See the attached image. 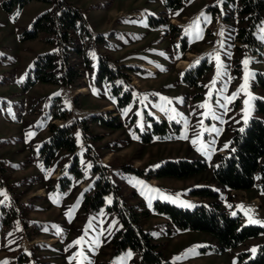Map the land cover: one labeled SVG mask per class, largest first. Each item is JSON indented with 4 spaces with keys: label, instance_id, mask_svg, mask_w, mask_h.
Returning <instances> with one entry per match:
<instances>
[{
    "label": "rangeland",
    "instance_id": "rangeland-1",
    "mask_svg": "<svg viewBox=\"0 0 264 264\" xmlns=\"http://www.w3.org/2000/svg\"><path fill=\"white\" fill-rule=\"evenodd\" d=\"M7 1L0 0V159L7 167L0 176V264H142L130 248L114 251L113 237L121 224L107 208L113 194L98 211L85 202L97 178L94 164L107 171L121 201L143 202L151 210L142 227L162 245L166 261L244 264L255 257L264 233L222 251L211 233L172 227L154 203L194 209L219 202L228 214L240 216L241 226L264 228L259 176L250 189H232L213 173L220 156L230 153L236 132L256 116V101L264 100L258 80L264 76V12L254 32L259 44L249 45L238 38L247 21L225 7V0H189L173 10L165 0H68L88 19L92 37L86 49L93 69L69 87L43 82L26 87L34 61L53 52L56 44L47 40V32L34 39L25 33L52 5L35 0L8 7ZM184 41L187 51L181 48ZM102 56L117 77L98 85L95 74ZM204 62L210 68L201 77L191 84L183 80L187 70ZM113 85L120 87V97L132 92L123 108ZM93 115L115 117L122 125L93 122ZM162 121L168 123L166 135L143 141L152 123ZM53 124L72 126L77 148L61 150L46 166L39 149ZM76 157L80 178L71 171ZM181 159L208 166L183 177L148 174ZM63 179L71 181L67 191L61 189ZM201 188H211L219 197L191 194ZM244 253L250 256L241 258Z\"/></svg>",
    "mask_w": 264,
    "mask_h": 264
},
{
    "label": "trees",
    "instance_id": "trees-1",
    "mask_svg": "<svg viewBox=\"0 0 264 264\" xmlns=\"http://www.w3.org/2000/svg\"><path fill=\"white\" fill-rule=\"evenodd\" d=\"M35 0H8L5 4H19L24 7ZM49 3L51 9L41 14L32 24V29L27 31L26 38H37L39 33L47 32L49 42L56 44V49L43 55H39L34 61L33 67L27 76L26 87L39 82L55 85L71 86L83 80L87 70L93 69L92 60L89 58L86 45L92 34L89 29L88 19L85 13L68 0H38ZM189 0H165L169 10L185 6ZM225 7L236 9L241 20L247 21L248 27L242 26L238 34L240 42H248L249 45L259 44L254 35L255 29L262 21L264 12V0H225ZM167 25L169 20L163 19ZM175 29V26H171ZM101 36L97 38L99 40ZM181 44V48L187 51V43ZM107 57L102 56L96 69V82H114L117 77L114 69L109 67ZM210 68L205 62L201 67L187 70L183 80L193 83ZM258 80L264 85V76L259 75ZM112 93L118 98L117 105L123 108L129 104L132 92L124 91L120 97V87L113 85ZM256 116L251 118L248 126L243 131H237L232 139L230 153L220 156L213 168L215 179L223 186L232 189H250L259 176V186L264 192V100L258 99L255 103ZM91 120L111 128H119L122 125L115 117L104 118L101 115L91 116ZM152 120V118H149ZM176 129L177 126H175ZM73 127H60L54 124L50 127V137L43 142L39 153L46 166L52 164L61 150L75 152L77 148ZM87 126H83L86 129ZM168 130L166 121L153 122L151 130L145 133L143 141L150 142L154 136L163 137ZM1 148V146H0ZM71 171L74 177L82 176L78 168L79 159ZM76 165V166H75ZM207 163L200 160H171L161 165L157 170L148 174L155 177L177 176L183 177L195 174L207 168ZM93 171L97 174L91 194H85V202L92 211H98L105 205L106 197L113 194V201L107 208L119 218L121 227L113 237L114 251L130 248L135 252L142 264H173L164 259L162 245L155 242L154 236L142 227V222L151 215V210L143 203L127 204L119 198L118 189L110 181L104 167L94 164ZM7 172L4 161L0 159V176ZM142 173V172H141ZM143 175V174H142ZM1 183V180H0ZM61 189L67 191L71 181L61 180ZM194 196L218 198L219 193L211 188L195 189L191 192ZM155 209L168 217L169 223L175 229L198 230L211 233L219 241L222 251L233 248L248 238L264 233V228L258 225H240V216H231L223 208L221 203L214 202L208 205L201 204L194 209L177 207L169 203L156 201ZM170 234L173 229L168 230ZM250 256V253L242 254ZM244 264H264V244L260 245L255 257H249Z\"/></svg>",
    "mask_w": 264,
    "mask_h": 264
},
{
    "label": "snow or ice",
    "instance_id": "snow-or-ice-1",
    "mask_svg": "<svg viewBox=\"0 0 264 264\" xmlns=\"http://www.w3.org/2000/svg\"><path fill=\"white\" fill-rule=\"evenodd\" d=\"M17 15H19V13H17ZM244 63L246 64V63H248V62H247V61H244ZM245 103H247V101H245ZM202 106H203V105H202ZM193 143H195V141H193ZM189 206H191V205H189ZM233 215H235V213H233ZM75 243L79 244L80 241L77 240ZM253 251H255V250L253 249Z\"/></svg>",
    "mask_w": 264,
    "mask_h": 264
},
{
    "label": "bare ground",
    "instance_id": "bare-ground-1",
    "mask_svg": "<svg viewBox=\"0 0 264 264\" xmlns=\"http://www.w3.org/2000/svg\"><path fill=\"white\" fill-rule=\"evenodd\" d=\"M186 65V62H182L181 66L184 67Z\"/></svg>",
    "mask_w": 264,
    "mask_h": 264
}]
</instances>
